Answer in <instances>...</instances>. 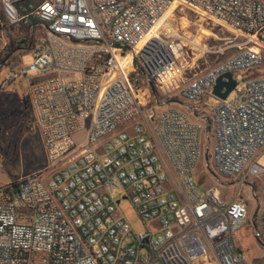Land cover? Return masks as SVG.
Listing matches in <instances>:
<instances>
[{
  "label": "built area",
  "instance_id": "1",
  "mask_svg": "<svg viewBox=\"0 0 264 264\" xmlns=\"http://www.w3.org/2000/svg\"><path fill=\"white\" fill-rule=\"evenodd\" d=\"M177 2L241 43L180 89L184 109L156 111L168 101L149 87L163 83L182 49L164 17ZM0 13L29 30L33 58L22 73L32 75L28 99L47 160L0 186V264H247L233 241L247 203L201 178L195 188L192 175L209 147L212 169L238 190L264 177V0H0ZM150 32L158 54L142 62L135 47ZM227 72L234 97L204 108ZM121 199L142 234L117 213ZM258 217L254 237L264 239V198Z\"/></svg>",
  "mask_w": 264,
  "mask_h": 264
},
{
  "label": "rangeland",
  "instance_id": "2",
  "mask_svg": "<svg viewBox=\"0 0 264 264\" xmlns=\"http://www.w3.org/2000/svg\"><path fill=\"white\" fill-rule=\"evenodd\" d=\"M167 16L171 18L172 24L178 33V42L181 44L182 49L176 56H172L170 62L173 69L170 74L164 75L163 83L157 85L152 81L153 84L151 83L149 87L158 101H168V104L158 107L152 95L151 101L155 104L156 111L167 107L184 109L182 101L179 100L180 89L194 75L199 74L209 66L221 62L235 52V45L241 43V38L236 36L230 29L199 14L188 5L180 4L172 7L165 13L164 17ZM27 35H29V31L24 26L9 27L0 17V61L7 54L6 46L9 41H13L15 45L21 47L9 57L7 60L10 61L8 65L5 63L3 67H0V85L13 73L19 76L15 81L10 82L6 88H0V186L41 171L47 166L46 153L32 114L31 117L26 118L23 115L24 111L10 113L12 105H17L18 101L23 98H28V83L26 79L32 75L27 74L24 76L22 70L32 61V45H30L31 47L23 44L18 45V41ZM151 35L152 32L147 39ZM150 47L152 46L146 43L141 48L137 56L140 61L149 60L144 57L146 51L150 52L151 59L157 56L158 53L150 49ZM254 74L258 75L260 73L256 72ZM245 78L238 83L236 90L242 89ZM234 94L235 91H232L227 100H231ZM173 101H178L179 103H173ZM217 102V99L209 96L204 108L207 107L206 109H208V107ZM191 119L198 121L197 117H191ZM209 126L207 119L205 120V127L208 128ZM81 138V135H77L75 140L79 142ZM210 145L211 142L208 146ZM257 163L264 167V155L257 160ZM206 165L208 166L206 167ZM211 165L212 154L211 148L208 147L194 168L192 175L193 186L202 190L199 183L201 178V181L206 186L218 185L225 197L232 198L237 196L247 203V221L233 234V241L244 255L247 264H264V248L254 237V228L259 226V206L264 198L262 189L264 177L248 181L238 190L233 180L217 175ZM228 192L229 195L226 194ZM116 210L130 226L134 234H142L144 232V225L129 199H121L119 204L116 205Z\"/></svg>",
  "mask_w": 264,
  "mask_h": 264
},
{
  "label": "water",
  "instance_id": "3",
  "mask_svg": "<svg viewBox=\"0 0 264 264\" xmlns=\"http://www.w3.org/2000/svg\"><path fill=\"white\" fill-rule=\"evenodd\" d=\"M28 47H30V42L28 44ZM17 49H13L9 51L0 61V67H3L6 63V61L9 59V57L14 54ZM237 82L233 79L232 73L227 72L222 74L217 78L215 81V84L212 88L211 94L212 96L220 101L226 100L228 95L235 89ZM255 239L258 241V243L264 248V243L259 240V238L255 237Z\"/></svg>",
  "mask_w": 264,
  "mask_h": 264
},
{
  "label": "trees",
  "instance_id": "4",
  "mask_svg": "<svg viewBox=\"0 0 264 264\" xmlns=\"http://www.w3.org/2000/svg\"><path fill=\"white\" fill-rule=\"evenodd\" d=\"M0 17H1V13H0ZM2 18V17H1ZM28 30L27 27H24ZM29 31V30H28ZM29 41H30V37L29 35H27L26 37H23L20 41H18V45L19 44H23L25 46H28L29 44ZM31 47V46H30ZM7 48V53L15 48H21L20 46H17L12 42L9 41L8 45L6 46ZM32 49V47H31ZM10 61H7L6 62V65H8ZM149 91L151 92V89L149 88ZM13 106V107H12ZM11 106V111L10 113H20L21 111H24L23 112V115L27 118V117H31V109H30V103H29V99L27 98H23L22 100L18 101V104H14ZM24 109V110H22ZM260 241H262L264 243V239L260 236L259 237Z\"/></svg>",
  "mask_w": 264,
  "mask_h": 264
},
{
  "label": "bare ground",
  "instance_id": "5",
  "mask_svg": "<svg viewBox=\"0 0 264 264\" xmlns=\"http://www.w3.org/2000/svg\"><path fill=\"white\" fill-rule=\"evenodd\" d=\"M177 5H179V3L177 2ZM172 8V7H171ZM170 8V9H171ZM169 9V10H170ZM199 13V12H198ZM199 14H201V13H199ZM202 15V14H201ZM151 33V32H150ZM149 33V34H150ZM149 34H147L146 36H145V38L140 42V43H138V45L135 47V50H137V49H141L142 47H144V44L147 42V37H148V35ZM150 55V53L148 52V51H146V56H149ZM128 63H129V60H128V58H124V59H122V62H121V66L122 67H126L127 65H128Z\"/></svg>",
  "mask_w": 264,
  "mask_h": 264
},
{
  "label": "crops",
  "instance_id": "6",
  "mask_svg": "<svg viewBox=\"0 0 264 264\" xmlns=\"http://www.w3.org/2000/svg\"><path fill=\"white\" fill-rule=\"evenodd\" d=\"M238 249V248H237ZM239 250V249H238Z\"/></svg>",
  "mask_w": 264,
  "mask_h": 264
}]
</instances>
